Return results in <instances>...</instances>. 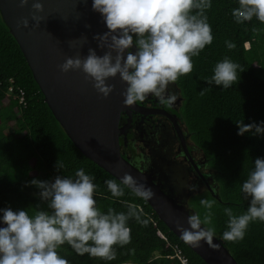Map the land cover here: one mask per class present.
<instances>
[{
    "label": "trees",
    "instance_id": "16d2710c",
    "mask_svg": "<svg viewBox=\"0 0 264 264\" xmlns=\"http://www.w3.org/2000/svg\"><path fill=\"white\" fill-rule=\"evenodd\" d=\"M238 6V0H211L206 16L213 41L192 57V72L175 82L183 98L181 111L191 140L213 173L219 197L218 200L205 191L194 196L187 209L203 216L206 210L200 200H215L211 210L215 237L238 264H264V222H251L243 240L222 239L228 221L224 209L230 207L235 215L247 211L251 198L242 193L241 186L254 170V160L264 158V134L238 135L236 125L242 120L245 125L264 122V24L255 17L237 23L232 10ZM226 42L234 43L235 48L228 49ZM247 42L249 48L245 49ZM225 57L244 70L239 73L238 83L229 89L209 86L206 80L214 74L216 63ZM205 88L208 90L200 95ZM21 98L24 101L20 104ZM57 160L64 165L60 172L55 167ZM79 169L93 176L97 185L94 199L101 212L107 214L113 209L126 213L129 207H135L148 224L128 221L131 242L115 245L117 258L112 261L79 255L65 243L57 251L69 264H207L169 231L131 189L125 187L123 196H112L105 181L115 178L84 157L66 136L0 15V209L25 210L30 216L47 210L40 200V190L29 182L52 181L56 175L75 178Z\"/></svg>",
    "mask_w": 264,
    "mask_h": 264
},
{
    "label": "clouds",
    "instance_id": "9594fccd",
    "mask_svg": "<svg viewBox=\"0 0 264 264\" xmlns=\"http://www.w3.org/2000/svg\"><path fill=\"white\" fill-rule=\"evenodd\" d=\"M28 0H19L23 8ZM238 7L232 10L237 23L251 21L255 17L264 24V0H238ZM31 19L38 27L43 17L39 0L31 5ZM211 8V0H93L92 10L101 15L108 31L94 36L98 47L106 49L98 56L92 48L81 58L66 57L58 65L61 73L80 70L85 79H91L92 87L103 98L113 91V85L106 83L108 78L119 74L127 87L121 93L124 105L142 103L149 96L155 97L162 105L172 106L177 96L169 93V85L193 70L192 57L198 56L205 46L213 41L211 25L207 22L206 11ZM27 28L29 21L21 18L17 27ZM86 40V38H85ZM135 47L133 52L131 49ZM228 49L235 44L226 42ZM245 49L249 43L244 44ZM115 53V55H113ZM244 71L238 63L225 57L216 63L213 75L206 80L209 86L217 85L229 89L238 83L239 73ZM208 89L200 91L204 95ZM238 135L250 133L264 134V122L236 123ZM56 169L60 172L64 165L57 160ZM93 176L85 174L84 169L75 172V178L56 175L52 181L33 179L29 183L36 186L40 200L47 210H38L30 216L25 210L0 209V264H69L57 249L65 243L79 255L112 261L117 258L114 246H124L131 242L130 219L147 226L148 220L141 218L135 207L128 211L107 214L96 207L94 193L97 185ZM112 196L124 195L127 187L139 198L150 200L154 196L150 188L138 183L125 173L117 182L105 181ZM196 191L195 184L187 186ZM241 191L250 197L247 211L235 215L230 207L224 209L228 217L227 230L222 234L225 241L243 240L251 222H264V158L254 160V170L242 183ZM215 200L201 199L200 205L206 210L187 217V225H177L180 238L189 246L199 247L204 241L209 246L216 235L212 226V208Z\"/></svg>",
    "mask_w": 264,
    "mask_h": 264
},
{
    "label": "water",
    "instance_id": "95a60500",
    "mask_svg": "<svg viewBox=\"0 0 264 264\" xmlns=\"http://www.w3.org/2000/svg\"><path fill=\"white\" fill-rule=\"evenodd\" d=\"M33 2L28 0V4L21 8L19 0H0V15L18 44L55 120L84 157L116 180L120 181L127 173L150 188L154 196L145 202L169 231L184 242L177 225L187 228V217L193 213L175 202L171 194L146 176L134 155L121 152L122 145L128 146L120 137L121 116L128 109L135 110V104L125 106L123 103L121 93L127 85L121 81L119 74L108 78L106 83L113 85V91L103 98L92 87L91 79H85L82 71L61 73L59 70L58 65L66 57L77 54L81 58L86 57L89 48L102 56L106 50L99 48L98 41L94 39L108 29L101 15L92 10L93 0H39L43 11L37 15L43 20L38 27H34L35 21L31 19ZM22 17L29 21L27 28L17 27ZM184 153H188L186 147ZM216 189L214 184L209 187V192L219 200ZM213 243L218 247L213 248L204 241L199 247L185 244L207 264H238L216 237Z\"/></svg>",
    "mask_w": 264,
    "mask_h": 264
},
{
    "label": "flooded vegetation",
    "instance_id": "af4514ba",
    "mask_svg": "<svg viewBox=\"0 0 264 264\" xmlns=\"http://www.w3.org/2000/svg\"><path fill=\"white\" fill-rule=\"evenodd\" d=\"M131 50L134 52L135 47ZM168 91L177 96L172 106L162 105L149 96L144 102L136 103L135 110L128 109L122 114L120 137L128 146L122 145L121 152L134 155L143 173L187 209L194 196L214 186L213 173L191 140L181 111L180 89L170 84ZM192 184L197 186L195 192L187 188Z\"/></svg>",
    "mask_w": 264,
    "mask_h": 264
},
{
    "label": "built area",
    "instance_id": "2783aa9c",
    "mask_svg": "<svg viewBox=\"0 0 264 264\" xmlns=\"http://www.w3.org/2000/svg\"><path fill=\"white\" fill-rule=\"evenodd\" d=\"M11 88H9V91L11 92ZM23 99L21 98L20 100H19V103L21 104V103H23ZM158 235L161 237V238H163V236H162V234L160 233V232H158ZM184 262V261H183Z\"/></svg>",
    "mask_w": 264,
    "mask_h": 264
}]
</instances>
